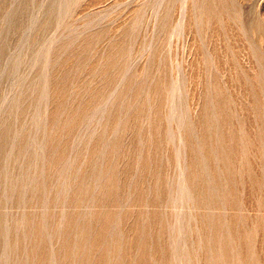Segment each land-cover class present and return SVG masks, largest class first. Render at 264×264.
I'll return each mask as SVG.
<instances>
[{"label": "rangeland", "instance_id": "rangeland-1", "mask_svg": "<svg viewBox=\"0 0 264 264\" xmlns=\"http://www.w3.org/2000/svg\"><path fill=\"white\" fill-rule=\"evenodd\" d=\"M0 264H264V0H0Z\"/></svg>", "mask_w": 264, "mask_h": 264}]
</instances>
